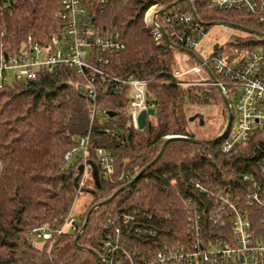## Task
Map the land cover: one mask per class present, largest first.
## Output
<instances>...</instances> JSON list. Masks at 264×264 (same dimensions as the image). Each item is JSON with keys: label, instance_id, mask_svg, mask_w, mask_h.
<instances>
[{"label": "trees", "instance_id": "1", "mask_svg": "<svg viewBox=\"0 0 264 264\" xmlns=\"http://www.w3.org/2000/svg\"><path fill=\"white\" fill-rule=\"evenodd\" d=\"M177 1L130 0L94 5V25L103 34L119 33L125 44L123 50L106 54L107 62L99 65L105 78L103 85L97 86L95 106L115 116L92 117L94 104L81 88L87 85L86 77L67 67L0 90V264H104L86 249L105 259L109 254L105 247L108 235L113 236L116 245L106 258L108 264H164L158 261L161 253L169 256L200 237L231 236L229 226L221 228L212 219L219 213V192L243 200L252 182L264 188V132H257L229 152L223 151L224 137L204 144L170 142L161 158L137 178L158 156L168 137L211 141L220 135L206 137L192 131L186 113L188 104L224 105L220 90L213 86L211 93H206L203 86L181 85L174 73L198 64L190 55L170 47L165 38L157 43L153 28L146 23L153 7L162 9ZM208 1L194 0L197 18L192 24L200 26L195 33L187 23L175 21L176 15L191 14L186 2L174 5L158 19L164 26L166 16L174 17L177 34L186 32L196 39L217 22L263 31L257 16L250 12L209 9ZM0 6L12 48L29 35L42 43L63 35L60 0H0ZM167 36L172 44L183 48L176 37L170 33ZM254 38L249 33L232 36L231 48L220 49L230 57L240 51H253L259 43ZM208 66L213 69L210 62ZM214 74L218 82L225 81L223 75ZM110 77L147 83L156 114L147 118L144 130L134 127L128 111L129 97L113 91L115 83ZM95 78L99 81L100 75ZM195 79L192 75L187 80ZM226 90L231 100L230 87ZM86 137L85 156L79 146ZM99 149L113 159L111 176L101 170ZM76 151L81 153L75 157ZM68 153L72 154L66 159ZM85 164L88 176L82 191L90 190L92 200L75 218L78 231L65 229L58 234L69 214L75 213ZM126 174L132 176L129 181L119 180ZM125 186L111 202L92 212L76 245L92 207ZM194 214L201 216L197 230L191 229ZM38 228L54 232L52 241L41 237L45 241L42 247L32 240L33 235L40 237L33 232Z\"/></svg>", "mask_w": 264, "mask_h": 264}, {"label": "built area", "instance_id": "2", "mask_svg": "<svg viewBox=\"0 0 264 264\" xmlns=\"http://www.w3.org/2000/svg\"><path fill=\"white\" fill-rule=\"evenodd\" d=\"M130 0H60L62 11L59 18L63 23V35L53 36L47 43H42L29 35L16 48H12L7 42V31L2 24V7L0 6V90L7 86V74L14 72V83L36 81L41 77L51 75L59 67H67L77 71L86 77L87 85L81 87L84 95L94 104L93 114L100 115L106 119L108 112L99 110L95 106L97 99V86H102L105 73L99 67L105 61L108 53L123 50L125 44L119 33L103 34L94 25L92 11L94 5L122 2ZM194 6V0H191ZM5 7V5H4ZM207 7L213 10H246L257 16L259 24L264 27V0H209ZM160 10L153 7L146 17V23L153 28L152 36L157 43L164 40L160 29H164L166 35L176 37L183 48L194 51L208 66L210 62L213 73L223 75L224 82H219L223 92L227 94L226 86L232 91L235 103L231 106L234 121L229 133L223 135L225 142L223 151L229 152L238 145L248 142L257 132H264V28L261 35H253L254 40L259 42L253 51H240L236 56L230 57L228 52L222 51L220 46L212 53L203 56L198 52L200 40L206 33L199 34L196 39L187 33L177 34L172 20L174 17L166 16L163 24L159 21L156 12ZM192 15L178 17L175 21H183L188 24L187 28L195 33L199 31L198 24H192ZM211 54L213 56L211 57ZM107 61H105L106 63ZM100 75V80L95 78ZM197 78L190 82L188 76ZM208 76V77H207ZM90 77V78H89ZM174 77L184 86H203L206 93H211L210 88L218 87L213 81L210 82L209 75L202 66L197 65L190 70H177ZM114 82L113 91L126 93L129 97V115L135 128L138 129V117L142 111L155 110L153 96L145 81L128 78L120 79L110 77ZM88 138L80 142V150L86 156ZM72 153L66 155L69 159ZM101 170L105 176L114 173L113 159L104 149L98 150ZM86 164L79 184V191L86 187L87 179ZM131 174L123 175L119 180L127 182ZM249 181L248 177L244 178ZM216 206L219 213L213 216V222L221 225V228L229 226L231 236H223L215 239L204 237L198 238L189 247L177 248L170 255L159 254L160 263L170 264H264V188L257 182H252L247 195L243 200L233 198L231 194L225 195L219 192L216 196ZM197 214V213H195ZM192 216L191 229L199 226L201 216ZM72 229L78 231L77 222L73 212L67 217L62 229L58 234ZM45 240H53V231L46 228H38L33 231ZM119 234V230L116 231ZM107 252L110 254L116 249L113 236L108 235L105 242ZM109 254L106 258H109ZM106 258L104 261H106Z\"/></svg>", "mask_w": 264, "mask_h": 264}, {"label": "rangeland", "instance_id": "3", "mask_svg": "<svg viewBox=\"0 0 264 264\" xmlns=\"http://www.w3.org/2000/svg\"><path fill=\"white\" fill-rule=\"evenodd\" d=\"M148 15V13H147ZM146 15V17H147ZM247 33L226 26L213 25L209 28L206 35L200 40L198 52L204 57L212 53L213 50L218 46H223L225 49L231 48L229 45L232 36L244 37ZM8 80L7 85H14V72L9 71L7 74ZM197 78L193 76V78ZM235 101L232 100V104ZM186 113L189 120L190 129L201 133L203 136H216L221 134L225 129L228 121L227 111L225 106L221 103L208 104V105H191L188 104L186 107ZM81 152L76 151L73 156L79 155ZM92 192L90 190L82 191L79 199L76 201L74 217L79 218V213L85 212L89 203L92 200ZM33 242L38 246L42 247L45 244L44 239L37 235L32 236Z\"/></svg>", "mask_w": 264, "mask_h": 264}, {"label": "water", "instance_id": "4", "mask_svg": "<svg viewBox=\"0 0 264 264\" xmlns=\"http://www.w3.org/2000/svg\"><path fill=\"white\" fill-rule=\"evenodd\" d=\"M181 2H186L188 3L190 9H191V13L192 15L197 18V13H196V10L193 6V3L191 0H178L176 3H174V5H177ZM174 5H170V6H167V7H164L160 10H158L156 12V15H160L162 14L163 12H165L166 10H169L171 9ZM214 25H220V26H226V27H231V28H235V29H238V30H241L245 33H249V34H255V35H261L260 32L258 31H255V30H252V29H249V28H245V27H241L239 25H236V24H231V23H226V22H217L215 23ZM160 31L162 32V34L164 35V38H165V41L170 45V47L178 50V51H181V52H184L188 55H190L192 58L195 59L196 63L200 66L203 67V69L207 72V74L209 75V77L212 79V81L218 86V80L215 76V74L213 73V71L205 64V62L192 50H188V49H185V48H181L177 45H174L172 44L169 39H168V36L166 35V32L164 31V29H160ZM218 89L220 90L221 94H222V97H223V101H224V105L226 107V111H227V115H228V121H227V125L225 127V129L223 130V132L216 138V139H213L211 141H204V140H198V139H191V138H188V137H181V136H170L168 137L167 141L165 142V144L163 145V148L161 150V152L158 154V156L154 159V161L152 163H150L148 166H146L140 173L139 175L137 176V178H139L141 175L144 174L145 171H147L150 167H152L160 158L161 156L163 155V152L166 148V146L170 143V142H173V141H187V142H191V143H195V144H204V143H210V142H215L217 141L219 138H222L223 135L227 134L230 132L231 128H232V125H233V121H234V114H233V109H232V106H231V103H230V100L228 98V96L223 92L222 88L220 86H218ZM108 114L113 117L115 116V113L113 112H108ZM156 114L155 110L154 109H149L148 111H142L138 117V120H137V123H138V129L139 130H144L145 127H146V121H147V118L149 116H154ZM128 186H125V187H122L121 189H119L118 191H116L114 193V195L109 198L108 200L106 201H103L95 206L92 207V209L88 212V215H87V218H86V221L83 225V228L82 230L79 232L76 240H75V244L78 245V241L80 239V236L81 234L84 232V230L86 229L87 227V224H88V221H89V218L92 214V212L99 208V207H102L103 205L111 202L121 191L125 190ZM90 252H92L100 261H102L104 264H108L107 262H105L103 260V258L96 252L90 250V249H86Z\"/></svg>", "mask_w": 264, "mask_h": 264}]
</instances>
